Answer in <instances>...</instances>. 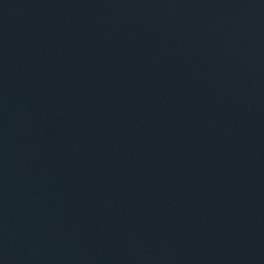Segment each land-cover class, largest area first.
<instances>
[{"label":"water","instance_id":"water-1","mask_svg":"<svg viewBox=\"0 0 264 264\" xmlns=\"http://www.w3.org/2000/svg\"><path fill=\"white\" fill-rule=\"evenodd\" d=\"M0 264H264V0H0Z\"/></svg>","mask_w":264,"mask_h":264}]
</instances>
